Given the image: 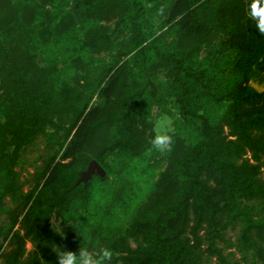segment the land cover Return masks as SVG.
Segmentation results:
<instances>
[{
  "label": "trees",
  "instance_id": "obj_1",
  "mask_svg": "<svg viewBox=\"0 0 264 264\" xmlns=\"http://www.w3.org/2000/svg\"><path fill=\"white\" fill-rule=\"evenodd\" d=\"M246 2L0 0V264H59L56 246L264 264V36ZM167 99L174 146L149 154ZM94 159L106 177L76 185Z\"/></svg>",
  "mask_w": 264,
  "mask_h": 264
},
{
  "label": "clouds",
  "instance_id": "obj_2",
  "mask_svg": "<svg viewBox=\"0 0 264 264\" xmlns=\"http://www.w3.org/2000/svg\"><path fill=\"white\" fill-rule=\"evenodd\" d=\"M152 7L151 4L148 5ZM156 15L161 19L165 18V6H161L156 10ZM244 16L246 22L255 30L259 36H264V0H247L244 5ZM173 118L167 114H161L153 120V134L149 139L148 153L153 152L166 154L173 149L175 136V129L173 127ZM29 251L33 249L31 242L28 243ZM57 253L59 264H111L115 252L110 246H102L93 251L86 248H80L78 252L70 250H61L56 246L53 248ZM40 264H47L39 256Z\"/></svg>",
  "mask_w": 264,
  "mask_h": 264
},
{
  "label": "rangeland",
  "instance_id": "obj_3",
  "mask_svg": "<svg viewBox=\"0 0 264 264\" xmlns=\"http://www.w3.org/2000/svg\"><path fill=\"white\" fill-rule=\"evenodd\" d=\"M263 76L264 73H262L259 77L254 78L253 82L264 87ZM262 91H264V89ZM155 110L157 113L159 112L157 117L161 114H167L173 118V121H175L176 117L179 115L178 106L173 99H167V101H165V103L163 104L162 110H159L157 108H155ZM173 127L175 128V124H173ZM43 154H45L44 140L41 137L37 141V145L31 146L24 153V163L18 167V169L22 172V179L31 178L32 173L35 171V165L42 164V160L40 159V157ZM30 185L31 184L28 183L25 188L29 189ZM236 234L237 231H230L229 237L235 240ZM230 250H234V249H228V251ZM240 257H241L240 254H237L236 258H240Z\"/></svg>",
  "mask_w": 264,
  "mask_h": 264
},
{
  "label": "water",
  "instance_id": "obj_4",
  "mask_svg": "<svg viewBox=\"0 0 264 264\" xmlns=\"http://www.w3.org/2000/svg\"><path fill=\"white\" fill-rule=\"evenodd\" d=\"M252 85L258 89L259 91H262L264 89L263 86L258 85L257 83H252ZM94 174H99L101 175L103 178L106 177V171L103 168V166L97 161V160H92L87 168V170H85L82 173V176L80 177V179L78 180V182L76 183V185H79L80 183L84 182V183H88L89 180L91 179V177Z\"/></svg>",
  "mask_w": 264,
  "mask_h": 264
}]
</instances>
